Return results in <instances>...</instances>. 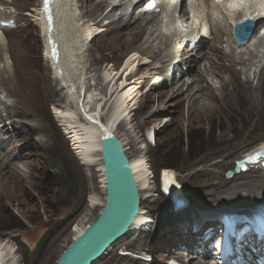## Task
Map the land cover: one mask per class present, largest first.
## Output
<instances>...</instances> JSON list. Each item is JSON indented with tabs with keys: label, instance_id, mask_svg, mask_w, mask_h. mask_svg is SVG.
Segmentation results:
<instances>
[{
	"label": "rangeland",
	"instance_id": "1",
	"mask_svg": "<svg viewBox=\"0 0 264 264\" xmlns=\"http://www.w3.org/2000/svg\"><path fill=\"white\" fill-rule=\"evenodd\" d=\"M150 1L148 5L146 0L143 7H139L134 13L131 11L133 8L128 11L127 7L123 11L126 14L124 19L132 15L134 20L139 18L145 10L150 9L153 0ZM0 2L3 13L0 20L4 22L0 42L6 46L3 56L0 52V69L3 63L6 64L8 56L20 75L16 86L18 91L0 82V94L6 99L4 105H13V109H6L0 114V122L6 117H12L13 120L2 121L0 127V140H6V144L0 148V155L4 154L2 157L7 162L0 166V244L8 243L16 264H57L62 253L76 237V228L90 225L102 210L103 206L91 208L93 197L105 201V193L101 188L102 172H98L97 166L84 165L70 135L66 133L67 129L55 114L54 109L62 108L67 103L68 88L55 80L53 65L46 56L45 35L36 20L37 15L42 13V0ZM100 4L101 0H79L76 9L86 25H91L94 29H110L109 32L98 34L88 46L87 67L91 64L92 67L87 77L89 87L93 90L87 95L88 98L90 96L87 101L96 96L102 98L96 85L99 77L102 82V74L110 69L119 73L118 79L122 76L120 80L124 81L127 72L142 67L141 72L132 77L129 83L135 82L137 87L141 85L139 95L129 105L130 115L119 120L116 127L119 126L117 136L130 161L143 158L148 165L151 174L150 188L140 191V194L141 209L150 214L151 223L144 231L128 234L126 240L111 248L97 264H189L190 256L193 255L196 257L191 264H212L213 260L218 264V252L216 255L212 246L206 245V241L201 243L210 230L207 227L219 222L220 219L216 216H220L222 211L253 213L264 208V171L261 168L252 169L247 175L244 173V176L233 182L225 183L232 179H227L226 174L235 170L243 153L264 143V103L257 93L246 89L242 82L245 78L241 77L240 82L234 81L224 92L222 106L215 104L211 109L205 110L202 106L190 107L189 100H184L188 87L192 85L189 90L195 93L202 82L189 79L191 74L184 79L181 76L187 74L189 68L191 71L195 67L191 64L196 63L186 66L184 60L188 57L196 59L204 71V66L209 67V64L201 63V56L209 53L212 55L208 59L213 60L217 54L214 53V47H220L226 55L231 51L239 55L244 50L235 44L229 46L225 33L207 35L204 28L199 30L203 27L204 15L201 17L194 12V17L189 18L187 24L197 22L189 30L197 27L200 32L192 37L195 38L200 33L199 37L203 35L206 38V43L197 56V52L191 51L193 46L185 44L184 47L180 43L193 38H188L189 35L187 38L173 35L177 28L185 30L180 27L186 25L185 19L175 23L168 12L161 9L157 15L147 18L159 17L161 24L158 34L161 41L157 45L164 56L171 52L172 59L160 62L149 55H142L135 66L127 70L126 63L134 52L141 50L147 33L132 47V41L138 36L136 30L129 32V29L136 24L125 26L120 30L119 41L115 42L114 38L118 33L111 28L116 27L122 17L107 20L106 16L111 8L102 6L100 9ZM208 8L209 11L212 10L210 14L213 18L222 24L218 10L215 11L211 3ZM163 16L167 17L168 23ZM199 22L201 26L198 25ZM108 25L110 28L106 27ZM227 28L229 33L231 28ZM260 32H264V29ZM260 32L257 33L258 36H264ZM167 39L171 44L166 47L164 43ZM259 50L260 57L251 67L249 77H246L253 87L258 85L256 74L264 67V47ZM228 63L225 57L221 65L225 67ZM163 67L166 69L164 73L156 71ZM196 69L200 70L199 67ZM236 69L239 71L240 67L237 66ZM125 70L127 71L124 72ZM8 74L13 73L9 71ZM26 74L29 78H24ZM146 78L149 80L142 84ZM225 78L228 81L230 74L225 75ZM212 79L207 76L200 92L204 91ZM31 80L33 84L30 83ZM174 82L177 84H173ZM214 86L216 88L218 85L214 82ZM158 89H162L167 95L159 98L156 95ZM170 90L175 93L169 94ZM211 92V97L218 96L217 92ZM153 94L150 101L149 96ZM196 96L200 95L196 93ZM211 104L213 105L212 101ZM7 112L16 114V119ZM222 136L224 141H221ZM165 154L168 157L163 161L162 156ZM51 158L57 163L54 167L49 166ZM161 162L174 168H163ZM61 167L71 170L69 178L73 187L67 198L60 195L58 177ZM164 169H171L176 174L181 192L188 201L183 209L175 211L172 201L162 192L161 173ZM223 203L230 206L223 208ZM213 233L212 242H218L221 233ZM42 241L44 242L40 245ZM221 243L222 240L219 241L220 245ZM242 246L239 247L240 250ZM198 248H203V252H198ZM178 253L184 254L182 259L176 258Z\"/></svg>",
	"mask_w": 264,
	"mask_h": 264
},
{
	"label": "bare ground",
	"instance_id": "2",
	"mask_svg": "<svg viewBox=\"0 0 264 264\" xmlns=\"http://www.w3.org/2000/svg\"><path fill=\"white\" fill-rule=\"evenodd\" d=\"M145 1L146 0H101L100 9L102 8V6L103 8L104 7H107L108 9L111 8L108 16H106L107 20H114L118 17H122V20L120 18L121 21H118V23L116 22L117 26L111 28L113 31H116L118 33L114 38L115 42L119 41V38L121 37L120 30L125 26L127 27L136 24L134 27H130L132 29H129V32L136 30L138 36L135 39V41H132L131 44L132 47L135 46V43H137L145 33H147L146 35L147 38L142 44L141 50H139V52H134V54H132V56L130 57L131 59L128 60V62L126 63V66L128 65L126 68L127 70L129 68L130 69L133 68L135 66L134 64H136L135 62L139 60V58L142 55H149L151 58H153V60H158L160 62L161 60H163L162 62H167V60L172 59L171 52H168L167 55L164 56L163 55L164 52L160 50L159 49L160 47H158L159 45H157V43L159 44V42L161 41L160 35L158 34V28L160 27L161 24V21L158 19L159 17L154 16L151 19L147 18L151 15H157V13L161 9H163L164 12L166 13L170 8L169 7L171 2L170 0H153L152 4H157V6L150 7L149 10H145L144 13L140 15L141 18L139 17L134 20L132 17L133 15L127 19H124L123 17L124 15H126L123 11L127 7H128V11L129 9L131 10V8H133V10L131 11L132 13H134L136 9H138L139 7H143L142 5L145 3ZM239 1L240 0H230L229 2L241 4V2ZM78 2L79 0H53L51 2L52 13H53L52 15L54 21L53 22L54 26L52 30H49V24L47 22L45 12L38 14L36 20L38 24H40L41 27L43 28V32L46 39V46H47L46 56L50 61V63L53 65L52 67L54 68L55 80H57L58 82H62L63 86L65 85L68 88V91H66L68 93L67 103H65V105L62 108L54 109L56 112L55 114L60 119L61 124H63L65 129H67L66 130L67 132L66 131L65 132L68 135H70V139L73 142V146L75 147L76 152H78L79 158L81 161H83L84 165L97 166L98 172H102L101 176L103 179V186L101 188L104 190L105 193V181H104L103 163H102V155H101V140L111 135L117 136L119 131V126L116 127L117 122L121 120L123 117L125 116L128 117L130 115L129 105L139 95L138 90H140L141 85L137 87V84H135V82L133 84H129V83L132 77H136L141 72L142 67L137 68L136 71L132 69L130 72H127L126 74L127 77L126 80L124 79V81L120 80L122 76L120 77V79H118L119 73H115L116 71L110 69L106 74L104 75L102 74L101 77L102 82H100V77H99L98 80L99 82L96 85L101 91V94L103 95L102 98L96 96L92 98L90 101H87L90 98V96L88 98L87 95L90 94L91 91L93 90L89 87L90 84H89V79L87 77V75L90 74V73L88 74V72H90L89 71L90 67H92V64L89 67H87L88 61L86 59L88 57L87 55L88 46L90 41H92L98 34H101L103 31L109 32L110 29L107 30V28L104 29L101 27L100 29H94L93 26L86 25L85 23H83L80 15L76 12V9H78L77 8ZM160 2H162V5H159ZM147 3L149 5L151 1L148 0ZM194 3H195V7L193 13L195 12L198 16L201 17L204 15V19L202 20L203 27L201 26V22H199L198 25L201 26L199 30H202V28H204V31H206L207 35H214L215 32H218L220 34L225 33L226 36L228 37L227 44H229V46L230 44L236 45L232 32L233 26L237 25L238 22L242 21L243 18L245 17L255 18L256 20L259 19V14H256V11L254 12V8L259 3H255L254 1H252L251 4L249 5L248 8L249 12L240 11V12H235L233 15L226 14L227 12L226 3L211 2L213 9H215V11L218 10L217 12L222 17L223 20L222 24L219 21L218 23L216 19L213 18V15L210 14L212 10L209 11L210 8H208L210 6L209 0H197L194 1ZM43 5L46 6L47 3H44ZM261 5H263V3H260V6ZM1 12L2 11L0 10V16L3 17V13ZM186 17L187 14H184L182 18L185 19V23L188 26L186 25L180 26L182 27L181 29L183 28L185 29L181 31L179 30V28H177L178 30L175 28L176 33L174 32L173 35H176L178 37L183 36V38L189 35L188 38H193L192 37L193 35H195L197 32H200L198 31L197 27H195V29L193 30H189L190 27H193L194 24H196L197 22L187 24L188 19L186 20ZM180 19L181 16H179V20ZM2 23L4 22L0 20V38L2 37L1 32H3V30L1 29ZM111 23L112 21L110 22V24ZM113 25L114 23H112L111 26ZM258 25L264 27V20H259ZM106 27L110 28L109 25ZM227 27L231 28L229 29L230 32L228 31L229 33H227V29H228ZM256 34L248 45L240 47L244 51H240L239 55H236V53H234L233 51H231V53L226 55L222 52V49L220 47H214V53L217 54H215L213 60L208 59V57L212 54L209 53L203 54L201 56V60H202L201 63L208 62L209 64V67L204 66L203 68L204 71H202V67L200 66V63H198L196 59L194 60L193 57H188L187 60H184L186 66L191 63H196V64H191V66H195V67H193L191 71H190L191 68H189L188 73L183 74L181 78L184 79L185 77L191 74L190 75L191 77L189 79H192V81L199 80L202 82L200 83V86L197 87V91L195 93H192L189 90L192 85H189L188 87L187 90L188 93L184 98V100L185 99L189 100L190 107L202 106V109L205 110V109H211V106L214 107L215 104L218 106H222L224 99L223 94H225L224 92H226V89L229 88L230 84H233L234 81L237 83L240 82L241 77L245 78V80H243L242 82L243 85L246 87V89L247 90L251 89L253 90V92L257 93L260 101L264 103V67L261 68L258 75L256 74V76L258 77L257 79L258 85L256 87H253L252 82L250 83V81L246 79V77L247 78L249 77V71L251 67L254 65L255 60L260 57L259 49L261 47L262 48L264 47V36L259 37L258 34L257 35ZM199 36L200 33L197 34V37ZM197 37L193 39L182 40L180 43L183 44L182 46H184L185 44L186 46L188 45L193 46L191 51L195 53L197 52L196 54L198 56L200 55V52L203 49V45L206 43V38H204L203 35H201V37L199 38ZM167 38L169 39V37ZM168 39L166 40V43H164L166 47L170 46L171 44L169 42L170 39L169 40ZM51 42H54V44L57 43L58 45V50L60 51V56L58 58H55L54 56L51 55V52L49 50ZM155 48H157L156 49L157 51L154 50ZM5 51H6V46L3 45V42H0L1 56L4 55ZM225 57L228 59L229 63L225 67H222L221 64ZM180 64L182 65L184 63L181 62ZM148 65L150 66L151 63L149 62ZM237 66L240 67L239 71L236 69ZM175 67H178V65H175ZM198 67L200 70L196 69ZM127 70H125L124 72H126ZM9 71L12 72L13 74H8ZM156 71H158L159 73H164L166 69L165 67H163L162 69H158ZM228 74H230L231 78L227 81L225 80L226 79L225 75ZM26 75L27 76H24V78L26 77L29 78L28 74ZM207 76L212 77L213 78L212 80L218 86L215 88L216 85L214 86V82L212 81L211 83L207 84L204 91L200 92V90L203 88L201 87V85L203 86L205 84L203 81L206 80ZM19 77L20 75L17 74V71L15 70V65H13L12 61L7 56L6 64L3 63L2 68L0 69V82H4L5 84L12 86L17 90L16 86L19 84V80H20ZM148 80L149 78H146L142 82V84H145ZM30 83L33 84L32 80L30 81ZM173 84H177V83L174 82ZM129 87L131 88L128 91H126V89ZM28 90L30 89L28 88ZM179 91L183 92V90L180 89ZM211 91L213 93L214 91L215 93L217 92L218 96L211 97L210 96ZM173 93H175L174 90H170L169 94H173ZM196 93L199 94L200 96H196ZM156 95L159 98H163L167 95V93L162 89L161 90L158 89ZM153 96L154 94L152 96H149L150 101L152 100ZM210 99L213 105L212 104L210 105L211 102ZM0 101H1V108L3 109V111H6V109L9 110L13 109L12 103L11 104L6 103V105H4L3 102L4 101L6 102V99L5 97H2L1 94H0ZM135 105L136 103H134L133 106ZM3 111H1L0 114H3ZM7 114H12L13 118L16 119L17 116L16 114H13L11 112H7ZM123 123L124 121H122L121 124ZM221 141H224L223 136L221 137ZM5 144H6V140H0V148H2V146H4ZM39 147L37 146V148ZM262 149H264V143L260 145H255L246 152H244L243 156L240 157V160ZM1 151L2 150H0V152ZM2 156H4V154ZM2 156L0 155V166L6 165L7 163L4 161V157ZM130 163L132 165L140 191L142 192L150 188L151 174H149V168L148 165H146V161L143 160V158H139L137 160H131ZM257 168H261V170L264 171V167L261 165V163L257 165H249L248 170L246 172H241L239 174L236 173L233 177H231L232 179L227 178L231 180H228L225 183L229 184L238 177L242 175L244 176L245 175L244 173H246L247 175L248 173H250L252 169H257ZM168 177L170 176L168 175L167 178ZM168 183L170 185V182ZM104 203L105 201L93 197L91 208L92 209L99 208L103 206ZM228 206H230L228 205V203H223V208H227ZM223 213H225V211H222L219 217H221ZM150 223H151L150 214L144 212V210L141 209L140 214L135 219V222L128 234L132 235L137 231H141V230L144 231L150 227L149 225ZM86 226L87 225H85V227L76 228L75 236L77 237L79 234L84 232V230L87 228ZM186 236H189L188 233H186ZM7 244H0V264H16V259L13 250H11ZM240 246H242V244L238 243L237 249L239 250V252H242V249L241 250L239 249ZM182 255L184 254L178 253L176 258L182 259ZM195 257L196 256L194 255L190 256L191 261L189 262V264H191V262L194 261ZM197 264H204V263L198 262ZM213 264H217V262H214ZM218 264H222L221 259L218 261ZM237 264H241V262Z\"/></svg>",
	"mask_w": 264,
	"mask_h": 264
},
{
	"label": "water",
	"instance_id": "3",
	"mask_svg": "<svg viewBox=\"0 0 264 264\" xmlns=\"http://www.w3.org/2000/svg\"><path fill=\"white\" fill-rule=\"evenodd\" d=\"M52 0L45 6L49 30L53 29ZM258 30L254 19L246 20L234 27V39L239 47L247 45ZM55 54L60 56L57 43L51 42ZM259 158L254 162L249 157ZM101 155L105 181V203L99 216L87 228L74 238L73 242L60 256L57 264H97L107 252L118 243L126 240L135 219L141 210L140 189L126 150L116 135L101 140ZM264 167V149L254 152L236 163L234 171H229L227 178L236 173L246 172L249 165L260 164ZM170 176L167 178V176ZM170 182V185L169 183ZM162 192L172 201L175 211L187 206L188 201L181 192L176 174L171 169L161 173ZM173 187V188H172Z\"/></svg>",
	"mask_w": 264,
	"mask_h": 264
},
{
	"label": "trees",
	"instance_id": "4",
	"mask_svg": "<svg viewBox=\"0 0 264 264\" xmlns=\"http://www.w3.org/2000/svg\"><path fill=\"white\" fill-rule=\"evenodd\" d=\"M168 157V155L167 154H165V155H163L162 156V159H163V161L166 159ZM49 166L50 167H54L55 166V164H57L56 163V161L53 159V158H51L50 160H49ZM162 163V165H161V167H163V168H174V167H172V166H169V165H167V164H165V163H163V162H161ZM71 174V170H70V168L68 169L67 167L65 168H63V167H61V173H60V175H59V177H58V182H59V189H60V195L61 196H63L64 198H67V196H68V194H70V192H71V190H72V182H71V180H70V178H69V175ZM44 241H42L41 243H40V245L43 243Z\"/></svg>",
	"mask_w": 264,
	"mask_h": 264
},
{
	"label": "snow or ice",
	"instance_id": "5",
	"mask_svg": "<svg viewBox=\"0 0 264 264\" xmlns=\"http://www.w3.org/2000/svg\"><path fill=\"white\" fill-rule=\"evenodd\" d=\"M218 2H220V0H218ZM258 158H259V154H257L256 157H249V160L254 162Z\"/></svg>",
	"mask_w": 264,
	"mask_h": 264
},
{
	"label": "clouds",
	"instance_id": "6",
	"mask_svg": "<svg viewBox=\"0 0 264 264\" xmlns=\"http://www.w3.org/2000/svg\"><path fill=\"white\" fill-rule=\"evenodd\" d=\"M9 120L13 121L12 118H10ZM198 252H202L201 250H199Z\"/></svg>",
	"mask_w": 264,
	"mask_h": 264
}]
</instances>
